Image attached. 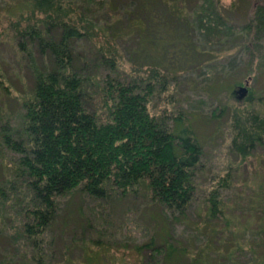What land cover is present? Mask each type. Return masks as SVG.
I'll return each instance as SVG.
<instances>
[{
  "label": "trees",
  "instance_id": "trees-1",
  "mask_svg": "<svg viewBox=\"0 0 264 264\" xmlns=\"http://www.w3.org/2000/svg\"><path fill=\"white\" fill-rule=\"evenodd\" d=\"M6 5L5 27L16 48L29 57L33 84L21 100L20 130L5 128L0 136L2 145L16 154L7 164L9 179L0 183V211L10 200L8 192L17 189L20 207L14 231H5L14 249L1 255L0 264H156L158 256L165 264H264V197L259 193L252 204L255 214L241 219L224 202L228 178L214 176L201 191L203 221L212 241L199 251L174 245L160 230L128 247V254L115 251L99 234L80 236L81 244L73 237L65 249L70 257L53 260V234L47 239V233L60 197L75 190L104 198L111 191L143 189L151 202L175 219L183 218L197 199L202 149L187 115L164 107L155 112L149 106L152 96L169 92L167 75L156 67L144 77L139 66L128 77L107 72L96 89L98 104L91 106L86 79L74 66V43L103 38L96 55L111 72L119 51L87 0H11ZM135 23L130 27L139 33L143 21ZM34 52L43 66L37 65ZM230 126L232 153L245 158L257 149L264 152V114L234 112ZM247 229L255 232L256 242L242 237ZM241 250L250 254L249 260L238 262Z\"/></svg>",
  "mask_w": 264,
  "mask_h": 264
},
{
  "label": "rangeland",
  "instance_id": "rangeland-1",
  "mask_svg": "<svg viewBox=\"0 0 264 264\" xmlns=\"http://www.w3.org/2000/svg\"><path fill=\"white\" fill-rule=\"evenodd\" d=\"M8 1L11 0H0V136L5 128L20 130L21 100L33 84L29 57L16 48L5 27L3 14ZM87 2L96 10L95 15L102 27H107L105 32L119 51L117 67L111 72L96 55V46L104 42L103 38L74 43V66L86 79L91 106L98 104L96 89L107 72L128 77L133 66H139L144 77L150 67L163 71L169 92L152 96L149 106L157 108L152 109L155 112L163 107L169 112H182L191 120L202 149V165L197 172L199 189L186 215L177 219L151 202L143 189L127 194L111 191L104 198L77 190L68 193L58 199L59 212L47 233V239L53 234L50 256L56 261L66 260L70 252L65 249H69L73 237L81 244L80 236L98 234L115 251L128 254V247L155 237L160 230L169 235L174 245L199 251L205 241H212V233L204 225L205 208L201 201V191L209 179L228 178L222 195L234 215L255 214L253 201L259 193L264 197V187H259L264 183V152L257 149L253 155L240 158L228 148L233 132L232 113L264 114V0ZM138 19L143 21L139 33L130 27ZM34 57L37 65H44L39 53L34 52ZM240 86L247 90L241 93ZM15 157L0 138V183L9 179L7 164ZM18 191L8 192L10 200L1 207L0 228L4 234L0 236V261L2 254L9 256L6 252L14 249L6 233L13 232L19 222ZM241 235L250 243L257 240L251 229ZM78 252L75 250L72 256L77 258ZM245 252L240 251L238 262L250 259ZM154 262L165 264L159 256Z\"/></svg>",
  "mask_w": 264,
  "mask_h": 264
},
{
  "label": "water",
  "instance_id": "water-1",
  "mask_svg": "<svg viewBox=\"0 0 264 264\" xmlns=\"http://www.w3.org/2000/svg\"><path fill=\"white\" fill-rule=\"evenodd\" d=\"M247 89H246V86H240V91H241V93L242 92H244V91H246Z\"/></svg>",
  "mask_w": 264,
  "mask_h": 264
}]
</instances>
